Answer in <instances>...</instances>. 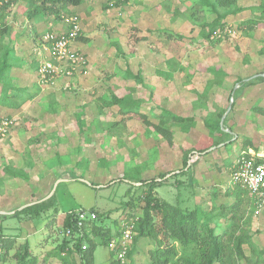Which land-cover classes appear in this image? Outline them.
<instances>
[{"label": "rangeland", "instance_id": "obj_1", "mask_svg": "<svg viewBox=\"0 0 264 264\" xmlns=\"http://www.w3.org/2000/svg\"><path fill=\"white\" fill-rule=\"evenodd\" d=\"M263 1L238 0L233 8L221 11L224 27L231 31L209 40L202 37L201 27L188 20L189 0H82L77 7L68 6L60 21L51 17L39 22L38 33H32L31 27L28 30L23 2L2 10L0 26H5L8 33L0 41V62L7 53L5 45L16 44L19 50L23 47V64L30 75L26 79L13 76V81L5 73L1 82L13 88L7 92L11 104L0 103V116L10 115L16 121L11 135L0 141V211L11 212L53 191L58 216L93 207L106 214L96 223L114 230L115 221L124 213H142L144 187H130L121 180L145 181L167 173L155 195L171 205L213 211L221 204L232 203V198H224L223 193L229 184L227 160L234 157L235 146L225 155L221 152V157L227 158L224 164L220 161L213 165L211 170H217L218 177L212 182L193 183L189 164L196 156L188 155L185 168L183 156L192 148L229 140L238 142L241 148L248 141L255 152L264 155V114L259 110L260 106L264 109V102L259 101L260 96L264 98V90L256 101L244 104L245 111L239 117H235L238 112L231 111L236 97L230 95L234 88L239 94L251 88L241 87L239 80L264 73V21H259L260 12L255 8ZM240 8L245 9L235 11ZM68 16L77 17L80 28L87 29V34L78 35L86 40L79 41L87 48L75 51L82 54V62L70 77L69 86H64L66 81L60 77L54 85L40 88L33 72L36 63L27 56V38L43 50L45 33L62 30ZM206 18L211 22L215 15ZM23 32L26 34L21 35ZM112 95L140 102L141 110L154 122L161 109L200 119L188 133L166 124L171 132L169 144L153 128L111 105ZM231 100L233 113L222 121L228 137L221 136L216 123L220 126ZM181 170L182 177L173 176ZM15 171L23 176L12 177ZM212 190L217 193L215 199ZM243 199L238 215L243 216L241 230L249 237L250 244L244 245L243 251L250 261L243 259L238 264H264V209L256 210L249 195ZM2 216L10 215H0V231L26 241L40 258L47 251L38 253L39 247L47 242V250L64 237L61 227H55L53 211L32 221ZM49 219H54L51 226L46 224ZM221 222L227 224L228 217ZM130 246L132 264H148L149 251L156 247V241L140 239ZM13 253L5 264H14ZM111 254L97 241L94 264H109L114 258ZM191 255V250L177 245L173 261ZM55 261L50 258L44 264Z\"/></svg>", "mask_w": 264, "mask_h": 264}, {"label": "trees", "instance_id": "obj_2", "mask_svg": "<svg viewBox=\"0 0 264 264\" xmlns=\"http://www.w3.org/2000/svg\"><path fill=\"white\" fill-rule=\"evenodd\" d=\"M17 1L26 5L25 20L29 26H35L42 21L45 22L51 17L53 20L60 21L61 14L68 6L77 7L82 2V0H0V20L2 19V10L16 6ZM237 1L189 0L188 20L196 27H201L202 37L209 40L215 30H222L225 26L222 22L224 15L221 11L233 8ZM255 8L260 12L259 21H264V1ZM244 9L240 8L235 11L241 12ZM208 14L215 15L211 22L207 21L206 15ZM204 30H207V32L204 33ZM7 33L6 27L0 26V41ZM34 39L37 41L36 36H34ZM76 40L86 41L82 37H77ZM4 49L5 53L9 54V49L6 47ZM7 53L2 56V61L0 62V94L2 91L0 103L4 105L11 104L8 100L10 98L7 92L13 88L8 83H1L3 82V75L5 73L8 74L11 69L6 63L8 60ZM262 75L264 73L261 72L249 77L248 80H239L238 82L243 88L253 86L264 82ZM110 104L117 105L122 114L128 117L133 115L146 127L153 128L169 144L171 132L169 128H165L166 124L178 126L182 132L188 133L197 125L196 121L200 119L195 116L175 115L167 110H161L156 115L154 122L150 115L141 110V103L138 101L112 95ZM259 110L264 114L262 107ZM216 126L221 136L228 137V134L220 128L219 123H216ZM226 142L212 143L200 149L192 148L185 152L183 156L184 168L187 167V161H189L188 155L196 154L201 156L208 154L210 149L216 148L221 144H229L230 140ZM248 148L256 150L253 144L245 141L242 151L246 152ZM263 160L264 158L258 159V161ZM183 170L173 174V176L183 175ZM166 175H169V173L161 174L157 179L145 181L126 177L121 180L125 181L130 187H134L135 184H140V186L144 187L141 192L143 204L141 216H137L135 213H124L122 216L134 219V232L130 245L135 244L140 239L150 238L156 241V247L149 251L150 262L148 264H238V261L243 259H245L246 263L249 262L250 259L246 258L243 251L244 245L250 244L249 237L244 230H241L240 222L243 216L241 214L238 215L244 196L249 195L253 203L249 192L239 185L227 186L223 197L232 198L233 200L228 205L221 204L214 207L213 211L212 209L211 211H203L197 207L194 209L181 208L177 205H171L155 195L156 187L162 184ZM210 193L213 199L217 197L215 190ZM56 205L55 195L53 194L47 200L25 206L20 210L15 209L12 217H22L24 220L28 218L32 221L40 218L43 214L46 215L50 210L56 215ZM81 209L95 213L96 219L84 222L81 230H79L75 211L66 213L63 222H61V229L64 234L63 239L60 243L48 249L43 258L35 255L26 241H17V235H10L0 231V247L2 250L0 264L6 263L11 252H14L11 256L14 264H44L50 258H56L55 264H94V251L97 241L107 248L110 240L117 235L118 222L115 221L114 230L110 227H103L98 225L96 221H100L106 214H100L93 207ZM227 217L228 223L222 225L221 220L224 221ZM53 220L49 219L46 224L51 226L54 222ZM66 230L70 231L69 236L65 235ZM176 244L183 250H191L192 255L179 257L176 261H173V258L177 255ZM82 246H85V250L82 249ZM132 253L133 250H131L130 246L125 256L126 261L124 260L123 262L115 259L112 253L111 255L114 258L109 264H132ZM255 263L257 264L258 261H255Z\"/></svg>", "mask_w": 264, "mask_h": 264}, {"label": "built area", "instance_id": "obj_3", "mask_svg": "<svg viewBox=\"0 0 264 264\" xmlns=\"http://www.w3.org/2000/svg\"><path fill=\"white\" fill-rule=\"evenodd\" d=\"M64 22L69 28L60 35L46 33L44 42L48 44V59L41 62L37 69L39 80L45 84L61 76H72L82 61L75 51L70 48V41L74 39L80 29L76 17H66ZM12 119L0 117V141L6 137L12 128ZM260 157L255 154L242 153L231 166L230 181L228 186L239 185L247 190L252 198L256 210L264 209V160L258 161ZM77 228L81 230L84 222L96 219L95 213L88 210L78 209L75 211ZM134 232V219L128 216H121L118 220V232L113 237L107 249L114 254L115 259L124 261L127 251L130 248ZM66 236L70 231L66 230ZM85 250V246H82ZM2 253L0 247V255Z\"/></svg>", "mask_w": 264, "mask_h": 264}, {"label": "crops", "instance_id": "obj_4", "mask_svg": "<svg viewBox=\"0 0 264 264\" xmlns=\"http://www.w3.org/2000/svg\"><path fill=\"white\" fill-rule=\"evenodd\" d=\"M69 17V16H68ZM75 17V16H74ZM77 18V17H76ZM7 20H8V18H7ZM24 20H25V17H24ZM16 21V20H15ZM25 22L28 24V22L25 20ZM77 22H78V26H79V29H80V31H79V33H78V35L80 34V35H82V32L83 33H86L87 34V29L85 28V27H83V29H81L80 28V22L78 21V18H77ZM65 23V22H64ZM13 24V23H12ZM29 25V24H28ZM39 24H37V25H33V26H29V28H28V30L30 29V27H31V32L32 33H34L35 31L38 33V31H39ZM64 26V28L62 29V30H59V29H55V30H49V31H47L46 33H53L54 35H60L62 32H64V31H68V27H67V25H63ZM35 30V31H34ZM59 30V31H58ZM230 29H227V27H224L222 30H220V29H218V30H215L214 32H213V34H212V37L213 38H217V37H220L219 35L220 34H229L230 33ZM30 32V33H31ZM30 33H29V36H31L30 35ZM45 33V34H46ZM24 34H26L25 32H23L21 35H24ZM78 35L76 36V37H78ZM79 35V36H80ZM34 36V35H33ZM86 36V35H85ZM28 37V36H27ZM76 37L74 38V39H71V41H70V48L73 50V51H83L84 52V50H85V48H87V44H86V46H85V44L84 43H82V42H80V41H78V40H76ZM29 38V37H28ZM27 38V42L26 43H28V44H26L27 45V48H29V50L30 51H28V49L26 50V52H27V56L29 57L28 59H30L32 62H35L36 63V66H35V71H33V72H35L34 73V75H35V77H36V81H37V85H38V87H40V88H42V86H44V85H54L59 79H60V77H58V78H55L54 80H52V81H49V82H47V83H45V84H43L40 80H39V78H38V76H37V69H38V66H39V64L41 63V62H43V61H45V60H47L48 59V44L47 43H45L44 41V44H45V46L43 47V50H41V49H38V47H37V44L36 43H34V41H33V39L32 38H30V41H29V39ZM83 38V37H82ZM19 39H21V38H19ZM75 40H76V42H75ZM25 45V46H26ZM5 47L6 48H8L9 49V57H8V66H10L11 67V69H10V71L8 72V75H11V80H13L14 81V79L12 78L13 76L14 77H16V78H19L20 76V78L21 79H26L29 75H30V70H29V68H28V66H25L23 63H24V61H23V56H24V54H23V52H24V48L22 47L20 50H23V51H21L20 52V50H19V48L18 47H16V44L15 45H10V47L8 46V45H5ZM28 53H29V55H28ZM26 54V53H25ZM78 55H80V54H78ZM80 56H82V54L80 55ZM83 57V56H82ZM38 61V62H36V61ZM82 62V61H81ZM77 71V70H76ZM76 73V72H75ZM75 73L72 75V76H70V77H73L74 75H75ZM263 77H264V75H262ZM70 77H68V76H61V79L62 78H64V79H62V80H65L66 81V83L64 84V86L65 85H68L69 86V83H68V81L69 80H71V78ZM68 78V79H67ZM73 79V78H72ZM244 80H248V78H246V79H244ZM54 81H56V82H54ZM264 82H262V83H258V84H255V85H253V86H249V87H251V88H249L248 90H246V92L245 93H243V94H239V93H236V92H234V90H235V88L234 89H232V93L230 94L231 95V98L233 97V99H234V96L236 97V106L231 110V104L233 103V99L231 100V102H230V105L227 107V109L225 110V116L229 113V115H228V117L230 116V115H232V113L234 112V111H236V112H238L237 114H236V116L235 117H239V115H240V112L241 111H245V105L244 104H246V102H248V103H250L251 101L252 102H254V101H256V97L258 96V94L260 93V92H262L264 89V84H263ZM247 88V87H246ZM263 93V92H262ZM118 96V95H117ZM0 97H1V94H0ZM118 97H126V96H118ZM130 99V98H129ZM259 101H263L264 102V98H263V96H260L259 97ZM263 102H261V104L263 103ZM2 105H4V104H2ZM229 107H230V110L231 111H233V112H231L230 110H229V112H227V110L229 109ZM261 107V106H260ZM161 110H163V109H161ZM226 112H227V114H226ZM181 116H185V115H181ZM193 116H195V117H198V118H200L199 116H196V115H193ZM0 117H2V116H0ZM3 118H6V119H12L13 120V122H15L16 121V117H10V115H6L5 117H3ZM221 127V126H220ZM222 128V127H221ZM11 131H12V128L10 129V131H9V133L6 135V137L5 138H8L10 135H11ZM4 138V139H5ZM234 140V139H233ZM232 140V141H233ZM227 143V142H226ZM234 146H235V153L233 154L234 155V160H233V158L231 159V156H229L228 158H230L229 160H227V161H229L228 163H227V165L229 166V168H228V170H229V172H228V177H229V180H228V183H229V181H230V172H231V166H232V164H233V162L236 160V158H238L242 153H246V154H249V153H252V154H255V155H257L258 157H260V159H262V158H264V155H263V153H260V152H258V153H256L255 151H254V149H252V148H248L247 150H246V152L243 150L242 151V148L241 147H239V144H238V142H232V143H230V144H221V145H219L218 147H216V148H212V149H210V151H209V153L208 154H203V155H201V156H199V155H196V154H194V155H192V156H196V158L194 159V161H191V163L189 164V166H191L192 168H193V172L191 173V177L190 178H192V181H193V183H194V181L195 182H197V183H200L201 182V180H206V181H215L216 180V177H218L217 175H216V172H217V170H211L212 169V167H213V165H215L216 163H219L220 161V165H222V163L224 164V162L223 161H226V160H224V159H226L227 157H225L224 156V158H222L221 157V152H223L224 154L223 155H225L226 153H227V151H229V149L230 148H234ZM231 160H233V161H231ZM174 163H177V161H174ZM215 167V166H214ZM213 167V168H214ZM20 171H15V172H13L12 174H11V176L12 177H14V178H19V177H21V176H23V174L22 173H19ZM161 175V174H160ZM179 177H182V176H179ZM75 181H78L77 180V176H75ZM66 181H68V180H66ZM56 185H58V182H56L55 183V185H54V187H56ZM94 185V184H93ZM90 186H91V188H94V186L92 187V185L90 184ZM52 193V195H53V191H51L50 193H48L44 198H42V199H39V200H35V201H31V202H26V203H24V204H22L19 208H15V209H17V210H20L21 208H23V207H25V206H28V205H32V204H34V203H36V202H41V201H43V200H47V198L49 199L50 197H48L50 194ZM15 209H13V211H11V212H8V211H4V210H1L0 211V213H2V214H0V215H10L9 217H8V219L7 220H9V219H14V217H12V215L14 214V211H15ZM79 209H81V208H79ZM78 210V209H77ZM77 210H70V211H68V212H66V213H69V212H72V211H77ZM50 211H52V210H50ZM66 213H63V214H61V215H59L58 216V213L55 215V217H54V219H55V227L57 226V227H61V222H63V220H64V217H65V214ZM17 218V217H16ZM20 221H24V219H22V217H20V218H18ZM120 219V218H119ZM118 219V220H119ZM26 220V219H25ZM118 220H117V222H118ZM18 240H21L20 238H17V241ZM21 242V241H20ZM49 245V243H47V242H45L44 243V245L43 246H41V247H39V251H38V253L39 252H41V251H47L48 249H50V248H48L47 250H45V247H47ZM51 248L52 247H54L53 245H51L50 246ZM34 253V252H33ZM35 255L37 254L36 252L34 253ZM40 257V256H39ZM56 262V261H55ZM55 262H54V264H55Z\"/></svg>", "mask_w": 264, "mask_h": 264}, {"label": "water", "instance_id": "obj_5", "mask_svg": "<svg viewBox=\"0 0 264 264\" xmlns=\"http://www.w3.org/2000/svg\"><path fill=\"white\" fill-rule=\"evenodd\" d=\"M229 110H230V107H229V109L227 110V112H229ZM227 112H226V114H227ZM224 117H225V115L222 117V119H221V123H220V126L222 127V121H223V119H224ZM52 195V193L48 196V197H50ZM48 199V198H47ZM22 209V208H21ZM0 214H2V213H0Z\"/></svg>", "mask_w": 264, "mask_h": 264}]
</instances>
